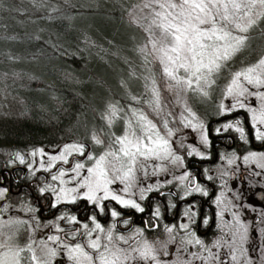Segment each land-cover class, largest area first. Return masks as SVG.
<instances>
[{"label": "trees", "instance_id": "1", "mask_svg": "<svg viewBox=\"0 0 264 264\" xmlns=\"http://www.w3.org/2000/svg\"><path fill=\"white\" fill-rule=\"evenodd\" d=\"M141 3L0 0V180L15 166L26 168L30 151L86 142L89 132L105 128L102 102L125 116L150 107L159 68L145 49L147 37L129 18ZM130 78L141 88L130 87ZM11 174L16 182L0 186L7 202L38 219L36 197L43 205L51 200L40 191V176Z\"/></svg>", "mask_w": 264, "mask_h": 264}, {"label": "flooded vegetation", "instance_id": "2", "mask_svg": "<svg viewBox=\"0 0 264 264\" xmlns=\"http://www.w3.org/2000/svg\"><path fill=\"white\" fill-rule=\"evenodd\" d=\"M259 92L262 93L261 90ZM208 95L203 98L201 104L207 109L198 107L194 111V123L202 122L204 129L194 130L192 127H185L182 121H168V127L170 124L169 128L174 133L171 137L173 152L182 157L181 175L169 174L152 185H131L127 193L123 191L126 185L109 186L124 198L135 200L144 208V212L125 208L111 199L102 201L98 206L80 198L79 195L75 203H60L53 207L51 200L49 204L43 205L36 197L34 203L38 206V219L49 223L46 225V233L53 232L60 216H75L76 222L69 228L72 230L66 229L57 233L62 243H84L85 240L95 239L98 235L107 243L104 240L105 233L93 232L90 237L86 234L89 229L94 228L91 219L94 216L96 222L106 231L112 229L113 242L110 245L120 249L122 254H131V259L126 261L121 255V264H157V261L159 264L258 262L259 257L264 255V168L253 160L245 161L243 158L251 152L264 153V141L255 139L252 113L249 111L254 108L259 114L261 109H257L256 104H253L254 99H248V102H243L246 105L243 109L237 107L229 112L227 109L231 107L230 104L222 111L220 105L216 106L215 95ZM189 96H192L191 93ZM255 100H258L257 96ZM260 103L264 105L263 100ZM236 120H240L244 128V139H241L235 127L224 129L225 124H234ZM257 127L264 130V126L257 124ZM179 128L182 129L180 132ZM217 129L220 131L217 132ZM202 133L208 137L207 144L201 140ZM192 147L203 153V156H189L188 152ZM229 159L234 162L229 164ZM186 173L188 179L180 181L178 178ZM3 179L4 185H11V181L16 182L15 175L9 172H6ZM196 184L207 191L208 195L205 196L203 192L188 194ZM149 188L152 190L148 191ZM8 189L12 192L10 186ZM141 195L144 199L140 198ZM62 206L64 210L58 212ZM100 207L104 208L103 212ZM157 209L159 216L155 215ZM112 210L121 215L111 217ZM55 215L54 221L52 218ZM124 221L128 223L125 224ZM84 224L88 225V229L83 227ZM181 224H187L188 228H181ZM169 227L173 229L171 233L167 231ZM192 233H195V237ZM72 235L75 240H71ZM117 236H123L127 243L116 239ZM189 239H192L193 243H187ZM195 239H200L202 243L195 244ZM145 242L154 249L155 260L140 259L139 251H133L142 250ZM88 250L92 256L97 255L93 250Z\"/></svg>", "mask_w": 264, "mask_h": 264}, {"label": "snow or ice", "instance_id": "3", "mask_svg": "<svg viewBox=\"0 0 264 264\" xmlns=\"http://www.w3.org/2000/svg\"><path fill=\"white\" fill-rule=\"evenodd\" d=\"M145 14L139 17L145 22V30L149 33L148 44L150 50L147 54L153 56L154 60L161 65V72L163 77L168 81L167 87L169 91L192 92L196 94L208 95L206 90L213 83L215 78L226 67L227 62L230 61L241 49L245 46L247 36L243 35L249 31L258 19H264V0H144L141 12ZM255 17V18H253ZM147 48V46H146ZM145 51V49H142ZM147 58V57H146ZM242 80L249 85L256 87L264 86V57L253 65L236 71L232 74L230 83L227 86L226 94L236 99V104L231 105L227 111L231 112L237 107L243 109L246 105L239 99L249 94L248 88L244 86ZM152 93L155 99L151 102L156 110L160 109V91L156 87V80L152 79ZM258 95L261 100H264V93H253ZM135 99V97H133ZM221 110H225V105H220ZM252 113V126L255 129V139L264 141V130L257 127V124L264 126V105H262L259 114L254 108H250ZM115 106H111V116H116ZM187 116H182V122L185 127H192L195 129H204L202 122H196V114L190 108H186ZM132 116L135 118V124L132 120L127 122V127L124 133L120 136H114L109 149L104 151L99 156L89 154L87 160L93 161L92 166L87 167V174L81 176V170L85 169V164L81 162L75 163L74 167L70 169L75 173L72 179H78L79 183L73 188H61L58 192L56 189H51L56 193V201L52 205L56 207L62 202L75 203L77 200L76 193L80 189H86L80 198L86 199L98 206L104 200H114L125 208H133L138 212H144V208L139 203L132 199H126L110 189V185L116 181L126 183L123 191L127 193L135 180V172L137 166L141 170H146V162L149 160H167L172 158V162H182V157L175 155L172 149V144L167 137L173 136V130L168 127V121H163V128L166 129V135L161 133V129L157 127L151 119L143 112L133 110ZM113 123L111 117L109 118V125ZM235 127V130L240 133L241 139L245 138L244 128L241 126V121L236 120L235 123H228L224 125V129ZM220 130L217 129V132ZM96 144L100 145L104 142L98 137H93ZM201 140L204 144L208 143V137L202 133ZM115 147L114 150L112 146ZM39 152L46 155L43 149ZM73 153L84 155V146L77 144L65 145L58 155L50 156V163L45 170H50L55 166V162L63 161L68 163V157ZM33 155L36 153L33 152ZM203 156L195 147H192L188 155ZM264 159V153L251 152L243 159L257 160ZM20 162L23 163V158L20 157ZM234 161L228 160L229 164ZM264 168V164L259 165ZM111 173V175H110ZM66 171L61 169L58 175H53L52 180H59L61 184L66 183L63 177ZM180 181L188 179L187 173L178 178ZM211 179V177H209ZM152 189L149 188L148 191ZM41 193L45 192V188L40 189ZM191 192H203L205 196L208 195L198 184L191 188ZM102 193V195H98ZM0 195L3 192L0 191ZM141 199L144 196L141 195ZM219 202V201H218ZM103 212L104 208L100 207ZM159 209L156 210L155 215L159 216ZM111 217L116 218L121 213L112 210ZM188 215V212L185 213ZM194 216L195 213H192ZM223 215V213H221ZM59 219H65V216H60ZM71 222H76V217H69ZM94 228L87 231L90 237L93 232L105 233L103 242L98 235L95 239H89L86 247L97 253L93 257L89 252L85 251V245L81 243L75 244L73 247H68L69 258L75 261V264H81L80 257L87 260L88 264H93V261H98V264H121V255L123 260L131 259L130 253H121L120 249L113 250L109 247L113 242V231L101 226L96 222L95 217H91ZM125 224L128 221H124ZM207 223V221H205ZM83 227L88 229V225ZM115 225L112 226L114 228ZM181 228L187 229V224H181ZM172 227L167 228L169 233L172 232ZM140 231V230H138ZM195 237V233L191 234ZM49 240L55 242L60 240L58 236H49ZM116 239L127 240L123 236H117ZM243 239V237H242ZM187 243H193L189 239ZM200 239H195V244H201ZM4 245L0 244V248ZM24 249L8 248L7 251L0 252V264H21V255ZM27 251L32 252L30 260L36 264H47L41 262L29 245ZM139 251L140 259L156 257L153 255L154 249L145 242L143 249H133ZM50 255H55L54 249L48 250ZM233 259L235 257L233 256ZM157 264L159 262L157 261Z\"/></svg>", "mask_w": 264, "mask_h": 264}, {"label": "rangeland", "instance_id": "4", "mask_svg": "<svg viewBox=\"0 0 264 264\" xmlns=\"http://www.w3.org/2000/svg\"><path fill=\"white\" fill-rule=\"evenodd\" d=\"M143 2L144 0H142V3L139 6L133 9L129 18L134 24L138 25L141 28V30L147 37L145 49L148 52V50H150V45L148 44L149 33L145 30V22L139 19V17L145 14L147 11L144 10V13L141 12ZM243 35L247 36L245 46L241 49L240 52L233 56L230 61L227 62L226 67L215 78V83H213L206 89L208 91V94L215 95V99L217 100L216 106L224 104L226 107L230 104H236V99L231 96H227L226 94V89L228 84L230 83L232 74L236 71H240L246 68L249 65L255 64L262 57H264V19H258L257 22L251 28H249V31L247 33H244ZM151 57L153 58V56ZM154 63L159 68V77L156 80V85H158L157 88L159 89L161 95L159 110H156L155 107L152 108V104H147V106L150 107H148L146 110L132 108L128 113H126L127 116H125V112H121L120 109H116V116L113 117L111 116L112 105H109L108 101H105L102 102V106L105 110V116H103V125L106 127V132L108 135L106 140L105 138H103L102 134L106 133L105 129L99 128L97 132L91 131L88 133L86 142H69L53 148H38L27 153L28 163L26 168L27 170H29L30 175L40 176L43 184L42 188H45L51 197V205H53L56 201V193L51 189L54 188L56 189V192H58L61 188H73L78 185L79 180L72 179V177L75 176V173L70 171V169L74 167L75 163L81 162L85 164V169L81 170V176L86 175L87 167L92 166L93 163V161L87 160V156L89 154H92L93 156H99L104 151L109 149V146L112 143V141L111 143L109 141V137L111 135L113 136L112 140L114 139V136L122 135L127 127V122L129 120H132L133 124H135V118L132 116L133 110H136L138 113L143 112L145 115H147L148 118L156 123L157 127L161 129V133L166 135L167 130L163 128L164 120L171 122L182 121V116L188 115L186 112V108H190L192 112H194L195 108L198 107H200L202 110L207 109L206 106L201 105L203 104V98H205V96H203L202 94H196L192 92L185 93L181 91L179 92V95H177V91L179 90L169 91L167 87L168 81L163 77L161 72V65L155 60ZM128 80L130 87L134 89L141 88V85H139V83H136V81L131 80V78ZM242 83H244V86L248 88L249 94H246L244 97H240L239 99L242 102L247 101L248 99H254L253 104H256L257 109H261L262 105L260 103V97L258 95H253V93L255 92L251 93V91H258L257 93H260L259 91L261 90L262 93H264V86L256 87L254 85L247 84L243 80ZM149 90H151L149 91L150 96H153L152 89ZM189 93H191L192 96H189ZM255 96H257L258 100H255ZM166 116L168 117V119H166ZM110 117L113 120V123L111 125H109ZM93 137H98L104 143L100 145L96 144ZM167 138L171 142V137ZM70 144L83 145L84 155L73 153L72 156L68 157V163L57 161L55 162L54 167H52L50 170H45L50 163L49 157L58 155L65 145ZM115 147L118 146L113 145V150ZM40 149H43V152L46 155H42L39 152ZM33 152H35L36 154L33 155ZM254 162L257 165H261L264 163V159L258 158ZM146 164V170H141L139 166H137L135 172V180L134 182H132V185H152L159 181L160 178H164L169 174L177 173L181 175V162L177 161L173 163L171 157H169L167 160H149L146 162ZM61 169L65 170L67 173L63 177V180L66 182L64 184H61L59 180H52L51 178L53 175H58ZM112 185H126V183L116 181ZM0 191L3 192V195H0V244L4 245L3 248H0V252L7 251L8 248L24 249V251L20 253L21 264H36V262L30 260V257L33 253L27 251L29 245H31L35 255L40 258L41 262H47V264H75V261L69 258L68 247H73L79 242L71 245L68 242L62 243L60 240L53 242L48 239L49 236H58L57 233L60 231H66V229L72 230L69 228L74 224V222H71L67 215H63L65 216V219L63 220L58 218V221L56 223L57 227L53 228L52 233L47 234L46 231H48V229L46 228V225H49V223L39 221L40 219H38L37 221L32 219L27 212V208L24 205L20 204L14 206L9 204L5 198L4 189H0ZM84 191H86V189H80L79 192L75 195H77L78 197ZM72 239H76L74 238V235L71 236V240ZM87 241L88 239L85 240L84 243L81 242V244L85 245V251L89 252L90 254V251L88 250L89 248L86 247ZM65 245H67L68 247H65ZM109 247L113 248V250H116V248H114L112 245H110ZM49 249H54L56 254L50 255L48 252ZM22 253L24 254V256L22 255ZM80 260L81 264H88L87 260H85L82 256L80 257ZM93 264H98V261L94 260ZM255 264H264V255L260 256L258 262H256Z\"/></svg>", "mask_w": 264, "mask_h": 264}, {"label": "water", "instance_id": "5", "mask_svg": "<svg viewBox=\"0 0 264 264\" xmlns=\"http://www.w3.org/2000/svg\"><path fill=\"white\" fill-rule=\"evenodd\" d=\"M15 169H20V170H22L23 173L25 172V169L23 167L17 166V167L11 168V170L9 171V173H12ZM3 183H4V179L0 182V185H3Z\"/></svg>", "mask_w": 264, "mask_h": 264}]
</instances>
